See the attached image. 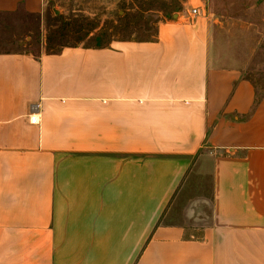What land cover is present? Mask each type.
<instances>
[{
	"label": "crops",
	"instance_id": "1",
	"mask_svg": "<svg viewBox=\"0 0 264 264\" xmlns=\"http://www.w3.org/2000/svg\"><path fill=\"white\" fill-rule=\"evenodd\" d=\"M208 1L150 40L0 52V264H264V85Z\"/></svg>",
	"mask_w": 264,
	"mask_h": 264
},
{
	"label": "rangeland",
	"instance_id": "2",
	"mask_svg": "<svg viewBox=\"0 0 264 264\" xmlns=\"http://www.w3.org/2000/svg\"><path fill=\"white\" fill-rule=\"evenodd\" d=\"M187 0H48L40 13L0 12V52L35 55L66 45L94 46L113 40H150L159 24L186 9ZM218 33L238 55L234 62L261 88L264 85V0H209ZM208 176L195 180L188 197H208ZM201 198V199H200ZM207 209V208H206ZM208 210H206V213Z\"/></svg>",
	"mask_w": 264,
	"mask_h": 264
},
{
	"label": "built area",
	"instance_id": "3",
	"mask_svg": "<svg viewBox=\"0 0 264 264\" xmlns=\"http://www.w3.org/2000/svg\"><path fill=\"white\" fill-rule=\"evenodd\" d=\"M199 14H200V10L198 8H192L189 11V19H192V17H195ZM29 120L31 123H35L36 121H38L36 113H31L29 116Z\"/></svg>",
	"mask_w": 264,
	"mask_h": 264
},
{
	"label": "trees",
	"instance_id": "4",
	"mask_svg": "<svg viewBox=\"0 0 264 264\" xmlns=\"http://www.w3.org/2000/svg\"><path fill=\"white\" fill-rule=\"evenodd\" d=\"M94 46L93 47H102V46H106V45H103V43L101 42V32L99 33L98 32V34H96L95 35V37H94ZM63 47V46H62ZM61 47V48H62ZM61 48H59V49H56V50H53V51H49V52H56V51H58V50H60Z\"/></svg>",
	"mask_w": 264,
	"mask_h": 264
}]
</instances>
